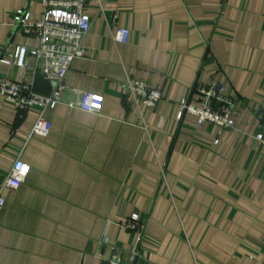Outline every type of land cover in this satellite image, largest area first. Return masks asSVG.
Masks as SVG:
<instances>
[{
  "label": "crops",
  "instance_id": "0c3cea01",
  "mask_svg": "<svg viewBox=\"0 0 264 264\" xmlns=\"http://www.w3.org/2000/svg\"><path fill=\"white\" fill-rule=\"evenodd\" d=\"M43 1L0 0V58L27 48L26 78L49 96L33 74L38 41L13 29L18 11L41 19ZM87 14L85 56L45 114L48 136L30 137L37 112L0 95V264H264V0H88ZM20 72L0 63V76ZM127 78L164 99L132 102ZM214 79L239 102L235 130L180 113ZM85 93L103 97L100 115L79 108ZM18 158L30 174L3 190ZM133 215L143 234L126 227Z\"/></svg>",
  "mask_w": 264,
  "mask_h": 264
},
{
  "label": "built area",
  "instance_id": "2783aa9c",
  "mask_svg": "<svg viewBox=\"0 0 264 264\" xmlns=\"http://www.w3.org/2000/svg\"><path fill=\"white\" fill-rule=\"evenodd\" d=\"M88 0H44L41 19H32L31 13L21 10L13 16L14 34L38 41L33 50L35 66L33 74L41 73L44 80L52 84L49 96L35 92L33 83L27 80V56L25 47H18L13 55L1 57L0 63L21 69L17 79L0 76V95L21 113L37 112L38 118L30 137H46L51 131V123L45 118L49 110L55 109L64 100L66 77L72 64L85 56L84 40L92 30V18L87 14ZM130 31L119 29L113 36L116 43L127 44ZM123 95L132 102L153 110L164 99L161 88L143 80L127 78L121 85ZM191 97L179 103L182 115H190L197 120V126L210 124L221 130L236 129L239 116L238 100L227 95L226 85L218 80L209 84L196 83ZM104 106L101 96L85 93L79 108L88 114L100 115ZM264 119V115L262 116ZM254 139L264 144V125ZM30 174V166L18 158L3 183V190H17ZM6 198L0 193V209ZM131 231L143 234V224L138 215H133L127 226Z\"/></svg>",
  "mask_w": 264,
  "mask_h": 264
},
{
  "label": "trees",
  "instance_id": "16d2710c",
  "mask_svg": "<svg viewBox=\"0 0 264 264\" xmlns=\"http://www.w3.org/2000/svg\"><path fill=\"white\" fill-rule=\"evenodd\" d=\"M195 85H196V84H195ZM261 121H262V122H261V123H262V125H264V119H261ZM262 125H261V127H262Z\"/></svg>",
  "mask_w": 264,
  "mask_h": 264
}]
</instances>
